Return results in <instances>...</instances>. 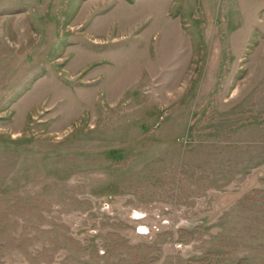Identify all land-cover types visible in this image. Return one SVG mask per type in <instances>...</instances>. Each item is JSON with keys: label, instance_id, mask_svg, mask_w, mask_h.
<instances>
[{"label": "rangeland", "instance_id": "rangeland-1", "mask_svg": "<svg viewBox=\"0 0 264 264\" xmlns=\"http://www.w3.org/2000/svg\"><path fill=\"white\" fill-rule=\"evenodd\" d=\"M0 264H264V0H0Z\"/></svg>", "mask_w": 264, "mask_h": 264}]
</instances>
